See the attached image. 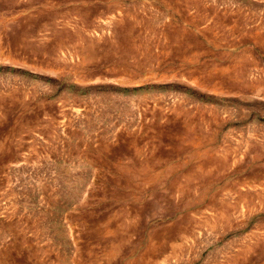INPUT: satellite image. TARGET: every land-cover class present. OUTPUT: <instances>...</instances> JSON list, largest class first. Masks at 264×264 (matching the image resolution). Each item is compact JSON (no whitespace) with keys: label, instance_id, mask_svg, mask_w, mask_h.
I'll return each mask as SVG.
<instances>
[{"label":"rangeland","instance_id":"1","mask_svg":"<svg viewBox=\"0 0 264 264\" xmlns=\"http://www.w3.org/2000/svg\"><path fill=\"white\" fill-rule=\"evenodd\" d=\"M0 264H264V0H0Z\"/></svg>","mask_w":264,"mask_h":264}]
</instances>
